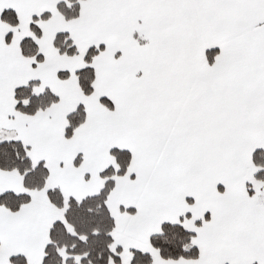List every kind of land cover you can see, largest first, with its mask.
Returning <instances> with one entry per match:
<instances>
[{
	"label": "snow or ice",
	"instance_id": "snow-or-ice-1",
	"mask_svg": "<svg viewBox=\"0 0 264 264\" xmlns=\"http://www.w3.org/2000/svg\"><path fill=\"white\" fill-rule=\"evenodd\" d=\"M0 264H264V0H0Z\"/></svg>",
	"mask_w": 264,
	"mask_h": 264
}]
</instances>
